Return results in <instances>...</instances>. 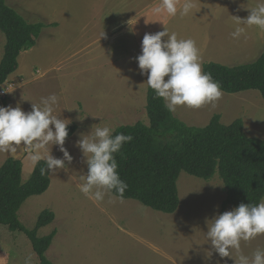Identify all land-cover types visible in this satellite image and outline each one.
Returning <instances> with one entry per match:
<instances>
[{
  "label": "rangeland",
  "instance_id": "374dc122",
  "mask_svg": "<svg viewBox=\"0 0 264 264\" xmlns=\"http://www.w3.org/2000/svg\"><path fill=\"white\" fill-rule=\"evenodd\" d=\"M150 1L156 0H6L29 22L57 27L43 29L35 47L19 55L18 67L6 81L13 88L0 99V107L19 106L27 113L31 103L56 94L59 105L54 114L76 127L64 144L72 162L50 173L47 191L27 199L18 212L27 229H33L42 211L54 214L53 222L37 231L38 237L56 231L45 254L51 264H235L237 259L235 251L232 259H221L205 236L206 221L234 209L221 211L225 190L217 176L204 181L181 172L176 183L179 206L173 214L109 196L97 204L79 191L80 176L87 174L86 160L76 147L81 134L94 132L96 126L115 130L136 122L148 124V77L140 75L135 59L146 33L166 28L178 39L194 40L202 65L251 63L264 52V30L245 26L240 39L230 35L236 27L232 17L246 18L261 0H205L209 4L201 6L193 0L192 14L174 18L153 14L161 1L150 10L143 7ZM4 45L0 33V61ZM174 114L196 127L207 125L214 114L224 125L240 119L247 137L264 140V100L257 91L223 93L214 107H180ZM51 155L62 158L55 145ZM13 157L21 162L26 182L35 165L21 148L12 154L0 152V166ZM257 248H264V235L241 241L246 256ZM29 256L31 264H39L24 234L0 226V264H24Z\"/></svg>",
  "mask_w": 264,
  "mask_h": 264
},
{
  "label": "trees",
  "instance_id": "16d2710c",
  "mask_svg": "<svg viewBox=\"0 0 264 264\" xmlns=\"http://www.w3.org/2000/svg\"><path fill=\"white\" fill-rule=\"evenodd\" d=\"M55 27L56 24L29 22L6 0H0V33L5 38L0 85L16 71L19 55L36 45L42 30ZM202 69L211 73L223 93L257 91L264 100V52L251 63L227 66L208 62ZM145 112L147 125L136 122L119 126L113 132L133 137L115 156L120 178L128 185L124 200L173 214L179 206L176 183L181 172L204 181L217 176L225 190L222 212L227 206L255 205L264 198V140L247 137L240 119L224 125L220 116L214 114L204 127L190 126L169 113L149 86ZM67 130L69 139L76 127L69 125ZM45 166L43 160L35 164L26 182H22L19 160L7 158L0 166V226L24 234L39 264H51L45 254L56 231L44 237H38L37 231L51 224L54 214L42 211L33 229H27L19 221L18 212L27 199L40 196L49 188L50 173L40 171Z\"/></svg>",
  "mask_w": 264,
  "mask_h": 264
},
{
  "label": "clouds",
  "instance_id": "9594fccd",
  "mask_svg": "<svg viewBox=\"0 0 264 264\" xmlns=\"http://www.w3.org/2000/svg\"><path fill=\"white\" fill-rule=\"evenodd\" d=\"M178 4L180 0H161L152 12L173 18L178 14L181 17L192 14L193 0H184L180 7ZM232 18L236 22L230 34L234 40L245 35V26L264 30V0L252 8L246 18ZM163 37L167 40H162ZM135 59L140 75H147V85L157 98L163 100L169 113H175L180 107L193 110L205 105L214 107L223 95L221 85L211 73L203 71L196 42L190 38L178 39L176 33L170 34L166 28L155 34L146 33L141 54ZM58 105L59 97L51 94L41 97L39 103H31V111L27 113L19 106L0 107V152L12 154L23 148L33 165L41 160L45 162L41 174H54L65 169V162L70 164L73 159L64 147L71 121L54 114ZM114 131L108 126H96L94 132L81 134L76 143L88 168L87 174L80 176L83 182L78 185L79 191L97 204L106 196L122 201L128 187L117 171L115 156L133 137L124 133L113 135ZM54 145L62 153V158L51 155ZM206 223V240L221 259H232L235 251V264H264V248H257L251 257L241 253V241L264 235V201L255 205L241 203L231 211L214 215ZM24 264H31L30 256L25 258Z\"/></svg>",
  "mask_w": 264,
  "mask_h": 264
},
{
  "label": "crops",
  "instance_id": "0c3cea01",
  "mask_svg": "<svg viewBox=\"0 0 264 264\" xmlns=\"http://www.w3.org/2000/svg\"><path fill=\"white\" fill-rule=\"evenodd\" d=\"M158 1H161V0H156V1H154V2H153V1H150V3L144 5L143 7L147 8L148 10H150L154 5L156 6V4H157ZM202 3H204V4H206V5L209 4V3H206L205 0H201V2H200V0H198V6H201ZM158 4H159V3H158ZM214 4H216V3H214ZM181 5H182V4H181ZM178 6H180V5L178 4ZM149 8H150V9H149ZM151 15H153V14H151ZM212 39H213V38H212ZM212 39H211V40H212ZM249 41H250V40L248 39V42H249ZM248 42H247V44H248ZM208 43H209V41H208ZM208 43H207V44H208ZM34 47H35V46H34ZM34 47H33V48H34ZM33 48H32V49H33ZM208 48H209V47H208ZM32 49H30V50H32ZM30 50L25 51V52H23L22 54L24 55L26 52H29ZM212 50H213V49H212ZM23 55H21V57H22ZM21 57H20V58H21ZM17 62H18V59H17ZM26 72H27V71H26ZM22 73H25V72H22ZM22 73H21V74H22ZM13 158H14V157H13Z\"/></svg>",
  "mask_w": 264,
  "mask_h": 264
},
{
  "label": "built area",
  "instance_id": "2783aa9c",
  "mask_svg": "<svg viewBox=\"0 0 264 264\" xmlns=\"http://www.w3.org/2000/svg\"><path fill=\"white\" fill-rule=\"evenodd\" d=\"M13 88L11 83H5L4 85L0 86V99H4L8 96V92H10Z\"/></svg>",
  "mask_w": 264,
  "mask_h": 264
}]
</instances>
